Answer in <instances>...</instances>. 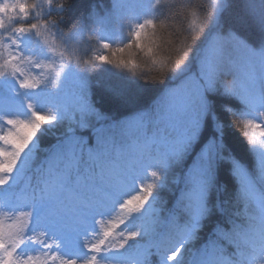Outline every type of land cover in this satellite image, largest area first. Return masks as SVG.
Listing matches in <instances>:
<instances>
[{
	"label": "snow or ice",
	"instance_id": "snow-or-ice-1",
	"mask_svg": "<svg viewBox=\"0 0 264 264\" xmlns=\"http://www.w3.org/2000/svg\"><path fill=\"white\" fill-rule=\"evenodd\" d=\"M71 7L0 2V264H264V0H113L65 30ZM194 61L195 92L167 89L150 130L145 113L93 125L104 117L88 75L100 66L154 84L190 78ZM107 91L127 99L121 86ZM61 126L38 159L40 138ZM230 128L246 139L254 172ZM181 167L169 207L160 191ZM222 173L238 182L241 207L195 249L224 211L213 198Z\"/></svg>",
	"mask_w": 264,
	"mask_h": 264
},
{
	"label": "trees",
	"instance_id": "trees-1",
	"mask_svg": "<svg viewBox=\"0 0 264 264\" xmlns=\"http://www.w3.org/2000/svg\"><path fill=\"white\" fill-rule=\"evenodd\" d=\"M72 7L66 14V23L64 25L67 30L70 25L77 18H87L93 11L100 16L111 10L113 0H70ZM54 18V17H53ZM224 26L227 29L232 26V18L225 16ZM250 41L254 44L259 43V35L255 32H250ZM90 49L96 48V42L93 40L89 44ZM91 54V53H89ZM198 65L193 62L191 72L188 74L197 79ZM187 78H182L178 81H165L164 83L143 84L141 81H128L126 78L121 77L114 69L108 66H100L96 71L88 75V89L87 94L89 98L98 106L103 113V119L95 120L92 123L95 127H110L117 122H124L131 120L138 113L146 114V129L151 128V122L155 119V114L162 104L165 92L169 88L177 87L184 82ZM198 80V79H197ZM108 86H121L125 89L126 97L119 98L112 96L108 91ZM75 84L68 86L69 93L71 94L76 90ZM219 102H223V98H219ZM238 108V103L232 105ZM119 128H112V134L117 141L121 140L122 136L119 134ZM64 132V127H58L52 132L46 133L39 140V147L37 150L38 159H43L47 154V149L57 142L58 137ZM228 140L236 153L242 157L244 163L250 171H255L256 161L253 154L248 150L246 139L241 135V131L235 128L228 130ZM94 142V138L93 141ZM186 165H191V160L186 162ZM186 167H181L169 173L168 184L160 191V198L169 207L175 203L180 195L181 189L184 187L183 173ZM173 181V182H172ZM221 189L213 193V198L217 199L224 211L214 215L206 224L200 233V239L197 240L192 247L195 249L200 248L208 239L212 230L218 225H225V221L233 213L238 211L241 205L237 201L239 191L238 182L227 173H222L220 176ZM226 186V187H225ZM226 226V225H225ZM152 264H156V257H152Z\"/></svg>",
	"mask_w": 264,
	"mask_h": 264
},
{
	"label": "rangeland",
	"instance_id": "rangeland-1",
	"mask_svg": "<svg viewBox=\"0 0 264 264\" xmlns=\"http://www.w3.org/2000/svg\"><path fill=\"white\" fill-rule=\"evenodd\" d=\"M0 2H2V0H0ZM192 77L187 78L185 80V84H184V88L186 91H188L189 93H194L197 86H198V80L196 78H194L193 81H191ZM119 134L122 136L121 131H119ZM168 180H169V176H168ZM168 180H167V184H168ZM173 182V181H172ZM134 194V193H133Z\"/></svg>",
	"mask_w": 264,
	"mask_h": 264
}]
</instances>
